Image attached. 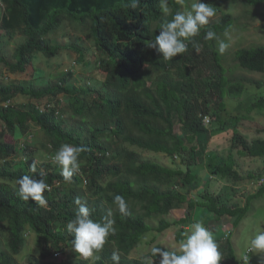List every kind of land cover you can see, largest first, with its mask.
I'll return each instance as SVG.
<instances>
[{
    "label": "trees",
    "instance_id": "obj_1",
    "mask_svg": "<svg viewBox=\"0 0 264 264\" xmlns=\"http://www.w3.org/2000/svg\"><path fill=\"white\" fill-rule=\"evenodd\" d=\"M3 1L0 68L8 77L0 79V264H21L17 258L27 256L29 264H112L111 255L117 250L120 264H141V258L133 255L145 236L176 229L179 242L195 222L196 207L205 209L214 222L231 218L232 231L223 239L213 236L221 260L237 264L231 236L249 214L252 201L264 195V172L259 167L241 173L233 155L224 159L208 152V146L215 143L214 133L227 128L228 116H222L226 98H240L245 92L246 80L232 82L225 77L216 39H204L208 30L221 39L234 26L233 15L223 9L226 1L201 0L215 7L222 20L202 26L185 41L187 50L171 60L148 49L145 41L155 39L160 23L171 20L177 11H186L182 0H167V14L160 0H136L135 8L133 0ZM245 3L264 6V0ZM65 22L77 25L85 36L63 46L60 32ZM64 50L75 54V64L50 72L45 85L37 83L46 75L34 61L49 63ZM236 61L249 73L264 74V46L239 49ZM31 71L29 86L10 78L28 76ZM18 96L28 102L17 104ZM257 110L264 111L263 95L247 107L249 113ZM234 119L230 151L238 147L242 157L257 163L264 158V139L249 143L238 130L246 117ZM177 123L181 134L175 131ZM18 132L32 133L31 142L17 147ZM65 143L85 149L71 183L61 176V166L55 161ZM131 147L166 155L176 167L145 161ZM35 152L54 157L37 164ZM201 166L211 175L210 181L202 180ZM24 175L42 178L48 185L45 205L20 198L18 181ZM242 181L254 182L258 188L239 205L235 199L239 189L234 187ZM115 195L126 200L127 215L116 210ZM77 198L87 204L93 220H101L109 209L115 220V234L89 258L72 250L74 237L66 231L78 209ZM181 209L187 213L183 219H165ZM157 219L160 226L155 229L150 222ZM30 236L38 253L24 256ZM54 253L68 259L55 263ZM154 259L159 264L161 258Z\"/></svg>",
    "mask_w": 264,
    "mask_h": 264
},
{
    "label": "rangeland",
    "instance_id": "obj_2",
    "mask_svg": "<svg viewBox=\"0 0 264 264\" xmlns=\"http://www.w3.org/2000/svg\"><path fill=\"white\" fill-rule=\"evenodd\" d=\"M226 2L223 5L225 12L233 15V20L235 21L234 26L231 31L228 32V36H222L221 39L228 44V48L224 53H221L223 58V63L225 65V77L230 79V81H240L242 79L246 80L245 83V92L240 98H229L225 100L226 108L222 112L223 117H227V128L224 131L214 133L215 143L208 146V152L217 153L224 159L231 154L234 157V160L237 161V164L240 168V172L246 174L247 171H257L260 167V171L264 172L263 162L257 160L256 162L250 161L248 157H242L239 153V148L235 147L233 152L230 151V138L231 130L237 124V121L234 119L238 115L241 117H246V121H242L238 130L243 137H246L249 143H252L256 139H264V111L259 112V110L252 113L247 112V107L252 106L259 101L260 96H264V74H252L243 70L236 61V52L241 48H254L256 46H264V6L255 8L247 5L245 0H225ZM230 1V2H228ZM194 0H182V5L185 10H189L191 4ZM6 4L3 0H0V17L5 13ZM222 20V15L215 16L210 19V24L215 25ZM3 25H1L2 27ZM85 33L76 25L65 22L62 26L60 32L61 43L66 44L68 41L69 44H73L79 38H83ZM1 38V37H0ZM64 46V45H63ZM65 50L60 53V55L49 63L45 60H36L34 61V66L41 68L46 75V78H40L37 83L45 85L48 82V74L54 72L57 69L66 68L68 65L75 64V54H70ZM49 64V65H48ZM68 69V68H66ZM78 68H75V70ZM4 76L8 77V74L5 69L0 68V79ZM12 80L20 83V85L29 86V80L32 79V71L28 76L12 77ZM20 80V81H18ZM260 86V87H259ZM46 99H43V102L40 105V108L43 109L45 106ZM15 101L17 104L27 103L28 99L23 96H18ZM228 119V120H227ZM175 131L177 134H181L183 131L181 129V124L177 123L175 126ZM33 136L32 133L28 132L26 135H21L19 132L15 135V141L17 147L21 142H31ZM7 140H9L7 138ZM24 142V143H25ZM210 147V148H209ZM20 148V147H19ZM136 153L140 154L145 161H150L158 163L160 165L174 168L176 167L171 158L166 157L163 154H155L143 151L137 147H131ZM233 153V154H232ZM54 157V154L50 155ZM43 152H35V160L37 164H42L47 162L50 159ZM179 160L176 165H179ZM201 178L205 181L211 180V175L208 173L207 169L201 166ZM215 181V180H213ZM238 192L235 194V199L239 205L246 203V196L253 194L257 191L258 186L254 182L242 181L234 187ZM221 189V188H219ZM200 190L199 188L196 189ZM46 191L44 192V195ZM245 196V197H244ZM237 197V198H236ZM192 201H195V197H190ZM235 201V204L237 203ZM205 209L195 208L193 212L192 221L202 222L204 225L208 226L209 230L212 233H215L216 239H223L224 235H227L232 231L231 224L232 220L230 217H224L220 223L211 221L210 218L205 214ZM186 209L174 210L168 216L165 217L170 222L179 221L186 217ZM160 219L152 220L150 224L153 228L157 229ZM264 228V195L255 198L250 206L249 214L245 217L243 222L240 223L239 227L231 236L232 246L237 254V260L240 264H244L242 257L246 254L248 256V264H264V254L252 252L248 255L247 246L251 238L254 237L258 229ZM187 232H190V228L186 229ZM178 230L168 229L162 232L152 231L145 236L144 243L138 248L133 257H139L149 254V250L152 246H162L170 251H176L178 249V241L176 235ZM34 235V234H33ZM29 243L25 252L22 255L26 256L28 253H38L35 243L34 236L29 237ZM237 242V244H236ZM146 249V250H145ZM145 250V251H144ZM23 257V256H21ZM72 257V256H69ZM21 264H29L28 256L23 258H17ZM67 257H62L55 259L54 256L52 261L55 263H63L64 260H67Z\"/></svg>",
    "mask_w": 264,
    "mask_h": 264
},
{
    "label": "clouds",
    "instance_id": "obj_3",
    "mask_svg": "<svg viewBox=\"0 0 264 264\" xmlns=\"http://www.w3.org/2000/svg\"><path fill=\"white\" fill-rule=\"evenodd\" d=\"M136 6V0H133L132 7ZM160 6L164 13L169 12L167 0H160ZM215 16V7L203 3L201 0H194L189 10L177 11L171 20L160 23L159 34L155 36V39L145 41V46L162 54L164 60H171L184 53L187 50L185 41L195 37L200 28L208 25L210 19ZM224 35L227 37L228 33L225 32ZM204 39H216L220 53H224L228 48V44L212 30L206 32ZM84 150L83 146L65 143L56 152L55 161L61 166V176L66 182L71 183L74 173L79 170L78 157ZM259 160L264 165V158ZM31 170L36 171L35 163ZM18 185V195L22 200H32L40 206L47 203L44 192L48 185L42 178L24 175L19 179ZM75 203L78 205L75 217L66 224V231L74 237L71 241L72 250L81 257H93L95 253L103 249L109 235H114L116 232L113 211L109 209L107 214L97 221L91 218V212L86 203H82L79 198L75 200ZM113 204L119 213L128 214V205L123 196L115 195ZM247 252L248 255L252 252L264 254V228L258 229L254 237L249 240ZM157 257L161 258L159 264H234L225 259L221 260L219 245L215 241L213 233L199 221L190 225V232L183 233V238L178 242L176 251L152 246L149 254L141 257V264H154V258ZM242 259L244 264H248L246 254ZM111 261L112 264H120L118 250L113 251Z\"/></svg>",
    "mask_w": 264,
    "mask_h": 264
},
{
    "label": "built area",
    "instance_id": "obj_4",
    "mask_svg": "<svg viewBox=\"0 0 264 264\" xmlns=\"http://www.w3.org/2000/svg\"><path fill=\"white\" fill-rule=\"evenodd\" d=\"M209 119L208 118H205V123H208ZM61 254L59 253H54V258L57 259L60 257Z\"/></svg>",
    "mask_w": 264,
    "mask_h": 264
}]
</instances>
